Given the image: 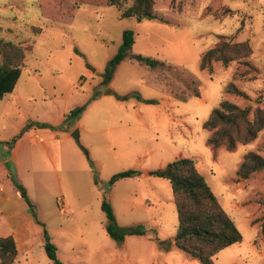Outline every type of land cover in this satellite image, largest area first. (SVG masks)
<instances>
[{"label": "rangeland", "instance_id": "obj_1", "mask_svg": "<svg viewBox=\"0 0 264 264\" xmlns=\"http://www.w3.org/2000/svg\"><path fill=\"white\" fill-rule=\"evenodd\" d=\"M110 1L0 0V39L26 50L16 89L0 101V161L25 134L14 163L4 167L9 178L0 167L3 187L14 195L10 207L32 223V245L20 244L15 264H53L45 229L64 264H200L174 245L179 221L171 183L150 175L180 158L196 162L243 235L214 263L264 264V233L254 223L264 216V172L249 180L237 175L248 153L264 157V130L229 151L210 147L212 133L204 127L224 100L264 106V0H155L157 19L142 22L122 19ZM126 30L135 33V45L106 85V65ZM220 36L249 41L254 54L248 62L257 72L239 62L202 71V55ZM137 55L166 67L153 70ZM231 84L248 98L228 93ZM76 108L84 110L68 118ZM28 126L39 135L24 132ZM14 167L43 226L18 193ZM130 170L141 174L110 185ZM104 201L118 226H142L147 235L128 236L118 247L106 229ZM1 222L3 237L12 228Z\"/></svg>", "mask_w": 264, "mask_h": 264}, {"label": "trees", "instance_id": "obj_2", "mask_svg": "<svg viewBox=\"0 0 264 264\" xmlns=\"http://www.w3.org/2000/svg\"><path fill=\"white\" fill-rule=\"evenodd\" d=\"M126 1H110V5L117 7L121 13L122 19H135L138 22L157 19L155 0H133V4L125 8ZM134 45L135 33L132 30H126L119 53L106 65L103 75L104 84L108 85L112 82L118 67L133 50ZM253 54L254 51L249 41L237 42L228 36H220L215 47L202 55L201 70L213 74L215 63H222L227 68L231 63L239 62L247 65L250 70L256 71L248 62ZM135 58L139 63L153 70L166 67V64L159 60L141 55ZM25 60L26 50L22 45L0 39V101L16 89ZM227 92L248 98L247 94L234 84L229 86ZM194 95L201 97L199 89L195 90ZM117 98L125 101L127 96L118 95ZM83 110L84 108H76L68 115V118L81 114ZM204 127L212 133L208 140L210 147L213 149L224 147L229 151H234L240 144L249 145L256 141L264 130V106L253 110L251 107L242 108L231 101L224 100L220 107L211 113ZM29 128L28 126L24 132ZM262 172H264V157L256 152H250L245 156L237 175L241 180H249ZM140 174L135 170L122 172L113 176L110 185L114 186L121 179L134 178ZM150 175L166 179L171 183L179 221L173 242L185 254L198 260L200 264H215L213 258L216 255L243 241L241 231L224 209L193 159H177L164 169L150 172ZM13 182L21 198L30 207L36 223L42 225L37 218L35 204L31 201L25 186L18 181L15 175ZM102 209L107 217V232L118 247L125 244L128 236L147 235L142 226L129 228L118 226L113 207L107 201H104ZM259 222L264 233V216L254 223ZM44 236V248L52 263L64 264L58 258V248L52 242L46 229ZM159 244L163 248L165 242L160 241ZM18 256L19 251L15 238L13 236L0 237V264H15Z\"/></svg>", "mask_w": 264, "mask_h": 264}, {"label": "crops", "instance_id": "obj_3", "mask_svg": "<svg viewBox=\"0 0 264 264\" xmlns=\"http://www.w3.org/2000/svg\"><path fill=\"white\" fill-rule=\"evenodd\" d=\"M26 133L27 134L36 133L37 136L39 135L38 130L33 129L32 127L29 128L26 131ZM24 136H25V134L22 135L20 140L14 145V148L11 149L10 157L4 158L0 161V167L1 168L3 167V169H1L2 170L1 172L4 173V176L7 178H9V176H7V173H5L4 167L7 164H11V163L13 164L14 163L13 161L15 160L17 153L20 151L21 144L23 141L22 139L24 138ZM13 170H12V172H10V174L15 175L17 177L16 167H14ZM8 175H9V173H8ZM3 182H4V178L2 177V175H0V220L2 221L1 222L2 225L6 226L7 228H12L10 233H7V235H5L3 237L13 236L15 238V240L17 242V246H18L19 256H20L21 255L20 244H23L27 250H29L30 246L32 245L33 236L31 235V233L27 232L29 225L30 224L32 225V223L31 222L29 223L27 221L24 222L22 217L20 216V214L17 212L18 208H16L17 209L16 210L14 207H12V206L10 207L9 201H10L11 197H14V195L8 194L6 192V190L3 187ZM18 207L21 210H24V207L19 202H18ZM28 223H29V225H28Z\"/></svg>", "mask_w": 264, "mask_h": 264}, {"label": "water", "instance_id": "obj_4", "mask_svg": "<svg viewBox=\"0 0 264 264\" xmlns=\"http://www.w3.org/2000/svg\"><path fill=\"white\" fill-rule=\"evenodd\" d=\"M73 136H74V138H75L76 140H79V139H80L79 132L74 133Z\"/></svg>", "mask_w": 264, "mask_h": 264}]
</instances>
